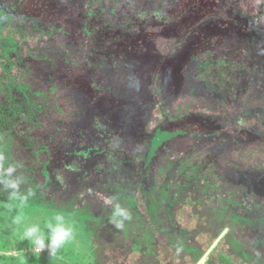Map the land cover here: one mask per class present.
<instances>
[{"label":"trees","instance_id":"trees-1","mask_svg":"<svg viewBox=\"0 0 264 264\" xmlns=\"http://www.w3.org/2000/svg\"><path fill=\"white\" fill-rule=\"evenodd\" d=\"M146 132L185 154L189 178L165 170L150 136L143 150ZM0 157V186L18 170L93 232L113 230L101 264H147L153 245L157 264H264V1L0 0ZM220 205L244 219L238 247L225 226L197 230ZM193 233L195 257L180 245Z\"/></svg>","mask_w":264,"mask_h":264},{"label":"rangeland","instance_id":"rangeland-1","mask_svg":"<svg viewBox=\"0 0 264 264\" xmlns=\"http://www.w3.org/2000/svg\"><path fill=\"white\" fill-rule=\"evenodd\" d=\"M264 0H257V3ZM213 74V70H208L205 74H201L199 79H213L214 76H211ZM207 104L213 105L215 104V100H212V97L210 98L208 95H206ZM213 101V102H211ZM204 102V101H203ZM223 103V102H222ZM170 131V130H169ZM151 132V131H150ZM150 132H146V134L143 135V150L146 149V138L149 137V143L150 147L149 150H151L153 147H155V154L157 155L158 152L165 153L166 155L163 158V161L161 164H167L169 166L168 168H165L167 172H170L172 175L180 170V176L181 179L182 176L185 178H189V173L186 172L188 170L185 154L178 153L180 158H178L177 152L174 151L172 147H165L164 150L161 147L163 144L160 145L161 141H163L164 133L158 134L156 139H152ZM175 133V132H173ZM178 134H174L170 136L169 142L170 144L176 145L175 142L177 141ZM150 138L152 139L150 141ZM172 142V143H171ZM153 143V147L152 144ZM174 143V144H173ZM184 143V141H183ZM147 144V143H146ZM158 145V147H157ZM160 145V146H159ZM169 145V143L166 144V146ZM157 147V148H156ZM174 147V146H173ZM12 148L14 149H23L21 146L16 144L12 145ZM11 148L10 152L12 151L13 156L15 155L13 152V149ZM158 149V150H157ZM162 149V152L159 151ZM148 150V149H147ZM146 150V151H147ZM153 150V149H152ZM166 150V151H165ZM154 152V150H153ZM155 155V157H157ZM182 156V157H181ZM154 157V158H155ZM251 157V156H250ZM15 158V156H14ZM160 158V156L158 157ZM169 161H167V159ZM13 164V163H12ZM159 164V160H158ZM108 167V166H107ZM178 168V169H176ZM156 169V168H155ZM20 172L17 170H13L11 176H5V182L2 186H0V264H13L15 260H19L20 258L26 257V256H32V257H44L46 259L50 260H57L64 264H101L103 254L101 251H104L105 249H108V247H112L114 244H117L118 239L113 238L114 232L112 229H108L102 232V234H98L97 232H93V221L94 219L92 217L78 215L74 212H67L63 211L61 207H59L57 201H55L53 196H50L49 193H47L46 199L43 198L42 193L39 192L38 188H34L35 184L32 185L31 182H28L27 179L22 180L21 177H19ZM158 175V173H157ZM179 175V174H178ZM158 176H161L159 174ZM163 176V175H162ZM169 176V173H168ZM19 177V178H18ZM161 177H159L160 179ZM183 181V180H182ZM12 183L16 184L15 188H12L10 185ZM193 186L195 187L196 180L192 181ZM182 182V186L186 187L189 186L187 181ZM175 187V178L171 183L170 189H173ZM159 193H163V190L158 191ZM122 192H120L121 194ZM41 194V196H39ZM105 194V193H104ZM190 194V193H189ZM49 198H52L51 200ZM117 200L114 204H121L119 202L120 199L126 201V195L121 194L116 196ZM189 199V197H188ZM179 202V198L174 195H170L169 202L171 206ZM189 204V203H188ZM223 205V204H222ZM222 205L219 206V209L217 211H214L213 213L210 212V217L206 218L205 211H201V217L203 219L202 222H200V225H198L197 230H203L206 234L207 238H211L212 236H215L223 226L227 227L225 231H228L229 238L232 240V244H234L235 247H238V240L237 237H235V230L236 226H240V221L244 220L242 217L234 215V217L231 216V214L226 213H220L218 214L219 210H222ZM80 205L77 204L75 209H78ZM153 206H155L153 202ZM102 207V206H101ZM61 208V209H60ZM114 211V210H113ZM224 214H226L224 216ZM61 215L63 217V220L56 221L55 216ZM213 217V220H212ZM118 221L122 219V222L125 220L123 217H118ZM233 218V219H232ZM208 219V220H205ZM112 219L108 220V223H114L115 221H111ZM236 220H238L237 225ZM204 221H206L204 227H201L204 224ZM247 222V221H246ZM51 224V227L48 225ZM35 226L37 228V232L33 234V238L36 236H39L43 234V241H44V249H42L40 252H37L35 250V245L27 238H25V230L29 227ZM57 227L64 228L65 230L71 229V236L70 238L63 243L62 246L56 245V253L55 255H52V239L51 237L54 235V229ZM116 227V226H115ZM104 228V227H103ZM107 229V228H105ZM198 235H200L199 231H197ZM224 231V232H225ZM223 232V233H224ZM112 233V234H111ZM195 233L188 234L187 241L180 243V245L184 248H186V253L191 254V256H196L200 253L199 251V244H198V237H195ZM222 233V234H223ZM234 236V237H233ZM231 237V238H230ZM124 239L121 242H130L133 244L132 239L129 238L127 235L123 237ZM193 239L195 241V245L193 244ZM242 246V245H241ZM97 247V251L96 248ZM156 247V246H155ZM245 248V252L250 254L249 249ZM149 252L147 255H145L144 260L147 264H157V249L155 250L154 245L153 248L150 247L148 250ZM209 252H206L203 257L201 258L200 262L203 261L207 257ZM235 258V256H233ZM252 257L247 255L246 259L251 260ZM158 261V260H157ZM263 261L260 259L258 260Z\"/></svg>","mask_w":264,"mask_h":264},{"label":"clouds","instance_id":"clouds-1","mask_svg":"<svg viewBox=\"0 0 264 264\" xmlns=\"http://www.w3.org/2000/svg\"><path fill=\"white\" fill-rule=\"evenodd\" d=\"M0 159H2V157H0ZM7 171L11 172L12 169L9 168ZM12 188H15L16 187V184L15 183H12L10 185ZM107 202H111V201H107ZM113 217H123V219L127 220V219H130V214L128 211L122 209L119 205H117L115 208H114V211H113ZM55 220L56 221H61L63 220V217L61 215H56L55 216ZM49 227H51V224L48 225ZM116 227L117 228H123L124 225L122 222H116ZM37 232V228L35 226L33 227H29L25 230V238L29 239L36 247H35V250L37 252H40L42 249H44L45 245H44V241H43V234L39 235V236H36L35 238H33V234ZM71 236V229H67L65 230L64 228H61V227H57L54 229V235L51 237L52 239V245H53V248H52V255H55L56 253V245H60L62 246L64 242H66Z\"/></svg>","mask_w":264,"mask_h":264}]
</instances>
